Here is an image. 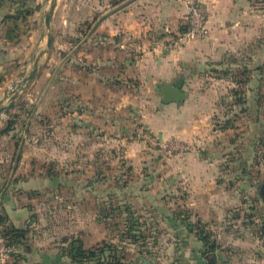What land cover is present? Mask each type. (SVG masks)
I'll list each match as a JSON object with an SVG mask.
<instances>
[{
  "label": "rangeland",
  "instance_id": "1",
  "mask_svg": "<svg viewBox=\"0 0 264 264\" xmlns=\"http://www.w3.org/2000/svg\"><path fill=\"white\" fill-rule=\"evenodd\" d=\"M41 1L40 13L33 23L37 27L35 40H30L23 30L22 36L25 35V39L19 44L23 51L28 43L32 47L44 31L27 70L32 68L41 50H47L43 9L46 11L49 5L47 1ZM180 1L185 4L183 0ZM109 2L112 4L109 0H59L52 25L53 46L40 58L41 76L38 75L26 91L21 93L23 108L13 110V113L20 110L16 127L18 131L0 135V196L7 186L5 179L19 165L21 170L31 168L28 176L37 188V193L33 194V206L38 220L36 225L27 228L29 233H33L27 246L38 253L34 257L29 255L28 263H42L43 255H47L46 261L53 264L57 259L56 253H61L65 237L67 241H71L76 235H82L85 245L93 244L95 247L120 242L124 228L123 214L120 209L113 210L112 206L117 207L125 202L132 204L136 214H141L148 223L144 231L148 237L146 248L152 252L153 255H148L154 264H176L182 260L174 254L178 242L177 231L167 216L177 212L179 207V211L186 210L188 196L181 192L184 191L182 187L186 182L181 179L173 181L171 172H175L179 158L188 153H202L203 145L177 136L164 135L158 129V118L168 116L170 120L173 113L171 107L162 101V84L156 85L155 89L151 86V90L147 89L143 93L140 90L143 82L138 84L133 79L123 78L122 80L128 81L121 84L117 79V71L107 68L106 59L112 54L107 52V43L111 37L106 31L98 32V27L110 8ZM259 2L262 9L264 0ZM184 26L186 29V17L183 15L171 38ZM254 43L256 47L252 54L244 49L243 54L234 61L237 65L231 67L233 71L227 77L234 78L235 81L221 83L214 97L217 110L212 123L219 130L217 139L222 153L218 162L228 186L236 185L247 175L261 176V180L257 182L260 185L264 183L263 31L259 32ZM25 52V57L21 59L30 57V50ZM250 54L252 58H249ZM77 60L84 64L79 76L86 79L97 78L99 82L98 94H94V99L89 100L93 102L91 105L87 98L76 101L73 77L60 72L63 64L68 61L74 74ZM244 64L248 65L247 69ZM90 66L95 68L93 74L89 71ZM127 75L126 72L124 76ZM18 79L19 76L14 80ZM65 98L72 104L66 110L74 109V113L78 115L74 117V122L80 125L76 130L78 136L70 134L64 125L62 112ZM253 109L255 110L252 112ZM29 110H36L31 121L29 116L32 113L27 112ZM10 114L0 117V129L5 126ZM250 115L257 117L259 121L250 122ZM228 117L233 122L229 126ZM28 121L31 128L27 133ZM14 134L23 136L18 153L15 141L10 140V136ZM143 134L147 137H141ZM148 138H153L154 143ZM169 139L196 144L200 149L169 154L163 146L156 145ZM22 153H25V157L18 162ZM21 177L19 175L18 178ZM246 180H250L249 177ZM178 188L179 193H176ZM15 189H11V193L16 197L21 194L30 195ZM253 197L262 203L260 194L250 196L248 200L252 201ZM235 213V209H232L230 218ZM254 222L252 216H247L240 221L230 219V222L222 226L211 225L206 230L210 232L212 239L214 236L220 237L227 247L235 242H230L231 237H225L223 232L233 238L245 235L251 247L247 250V258H242L243 263H247L249 254L254 253L259 264H264V258L259 257L260 253L263 254L264 243L254 239L261 236L258 229H255ZM215 242L218 247L217 241ZM123 243L126 244L121 249L124 264H141L136 244L129 239H125ZM209 255L212 257V254ZM67 264H70L69 259Z\"/></svg>",
  "mask_w": 264,
  "mask_h": 264
},
{
  "label": "crops",
  "instance_id": "2",
  "mask_svg": "<svg viewBox=\"0 0 264 264\" xmlns=\"http://www.w3.org/2000/svg\"><path fill=\"white\" fill-rule=\"evenodd\" d=\"M24 1L26 8L33 10V13L27 15L25 19L16 22L4 21L3 11H0V98L4 96V92L12 85L14 79L18 78L23 68L30 66L29 61L34 55V50L44 36V31H42L36 44L32 47L29 43L24 46L25 50H30V57L21 59L26 55L25 50L20 49L21 46L19 45L25 39L22 32L25 30L26 36L32 41L35 40L37 27L33 23L37 20L36 16L40 13L39 10L41 9L39 8L42 2L41 0ZM109 1L112 2V0ZM199 1L208 10L209 34L204 38L190 42L179 50L168 51L163 49L162 45L178 29L180 17L183 15L186 17L187 8L180 0H121L118 5L109 2L110 8L100 22L98 32L106 31V34L111 37L107 43L109 46L107 52L112 53L106 59L107 68L117 71V79L120 80L121 84L128 81L122 80L123 78L133 79L138 84L143 82L144 86L143 83L140 84V90L145 93L147 89L148 91L152 89L151 86L155 89L156 85L161 86L164 82L174 83L178 79L184 81L183 89L188 93L187 99L182 104L177 102L165 103L171 107L173 113L170 120H168V116L159 117L160 125L157 126L164 135L196 141L203 145L204 149L200 154L188 153L179 158L175 172H171L173 181L181 179L186 182V185L182 187L184 191L181 192L188 196L186 210L179 211V207L177 212L167 216L177 231L178 242L174 254L183 260L177 261L176 264H242L244 262L242 258H247V250L251 247L245 235H236L233 238L227 232H223L225 237H231L230 242H235L228 247L222 243L220 237L214 236L213 239L217 241L218 247L215 251L209 252L212 257L214 256L211 261L204 254L206 250L204 243L199 239L196 232H191L188 229L184 221L192 223L200 221L205 225V228H209L211 225L222 226L230 222V219L240 221L244 217L252 216L255 220V229L261 233V236L254 237V239L264 243V183L260 185L257 182L261 180V176L247 175L234 186L226 184L218 162L222 155L220 142L217 139L219 130L212 123V118L217 110L214 97L217 95L218 86L223 82L228 83L229 80L235 81L234 78L229 79L227 77L229 74L226 73V70H231L233 65H237L234 61L243 54L244 49L251 51L252 54V50L256 47L255 38L259 32H264V6H261L262 9H260L259 0ZM17 5L18 3L14 8ZM8 8L6 9L9 10ZM43 10L45 16L46 11ZM184 29L185 26L181 31ZM10 34L11 37H8ZM114 50L116 51L114 52ZM251 54L249 58H252ZM66 62L61 67L60 72L65 73L68 77H73L76 101L87 98L89 102L90 98L94 99V94H98V79L93 77L90 79L81 78L79 72L84 64L78 60L75 62L74 74H72L73 72L69 67L70 63ZM26 63L27 65H25ZM18 64L22 66L19 67ZM89 68L93 74L95 68L93 66ZM126 72L129 76L125 77ZM38 75L41 76V74ZM59 80L62 82V77ZM21 98L17 99L15 109L18 108L17 104ZM7 103L8 100L4 102V104ZM90 103L93 104L92 101ZM64 105L65 108L62 112L64 125L70 134L77 135L76 130L80 125L74 122V117L76 118L78 115L74 113V109L66 110L68 105H72L68 98H65ZM14 108L11 113H13ZM259 110L258 108L257 112ZM35 113L36 110H33L29 116L30 121ZM72 114H74L73 118H71ZM250 116V122L259 121L257 117ZM67 118H71V120L68 121ZM228 119L229 126L233 122H231L230 117ZM29 125L30 122L27 125V133L31 128ZM16 131L18 130L16 129ZM76 139L78 138L76 137ZM10 140H12V135ZM24 154L22 153L18 162L24 159ZM234 160L237 161L235 158ZM30 170L31 168L21 170L20 165L17 170L14 169L9 178L5 179L4 182L7 183V186L0 196V214L8 217L9 224L21 229L36 225L38 220L36 219L38 217L36 209L33 206V194L37 193V188L34 185L35 182L28 176ZM19 175L22 177L18 178ZM25 175H27L26 178ZM248 177L250 180H246ZM13 188H16L15 190L20 189L25 194L30 193V195L21 194L16 197L11 193ZM179 189L176 190V193H179ZM73 193L70 192V194ZM257 194H260L262 203L255 197L251 198L252 201L248 200L250 196ZM95 207L97 208V204ZM232 209H235L236 213L230 218ZM81 236L76 235L71 240L80 239L85 248L93 247V244L85 245ZM32 237L33 233L30 232L28 239L23 242L22 246H19L12 264H33V262L28 263L29 255L34 257L38 251L27 246V241ZM63 240L61 253H56L57 259L53 264H67L69 242H66V237ZM97 243L98 241L95 242V244ZM254 248L258 249L255 246ZM253 254H249L250 258L248 257V262L245 264H259L258 257ZM137 255L139 254L137 253ZM253 256L254 258H252ZM46 257L47 255H43L42 263L38 264H48ZM259 257L264 258V251L263 254L260 253ZM144 261L145 259L140 261L141 264H144ZM70 264L72 263L70 262Z\"/></svg>",
  "mask_w": 264,
  "mask_h": 264
},
{
  "label": "trees",
  "instance_id": "3",
  "mask_svg": "<svg viewBox=\"0 0 264 264\" xmlns=\"http://www.w3.org/2000/svg\"><path fill=\"white\" fill-rule=\"evenodd\" d=\"M17 3L18 5L16 8H14ZM25 3L26 2L24 0H0V11H3L4 21L16 22L18 20L25 19L27 15L32 14L33 10L26 8ZM120 3L121 0H112L113 5H118ZM244 65H246L247 69L248 65ZM231 71L233 70H226V73L231 74ZM17 107L19 109L23 108L21 100L18 102ZM30 111L31 113L33 112V110H29L27 112ZM19 117L20 112L16 111L11 113L10 118L7 120L5 126L0 129V135H10L13 131H15ZM12 139L15 141L14 145L16 146L18 153L21 147L23 136L21 134H14L12 135ZM112 208L113 210L114 208L120 209L123 214L124 228L121 232L120 242L112 244L107 243L105 246H93L90 248H85L80 239H73L71 241L66 240V242H69L67 247V257L70 262L72 264H124L123 256L121 255V249H124L126 245L123 243V241L125 239H129L138 247L137 253L139 254V259H145L154 264L152 258L150 257L152 252L146 248L148 244V237L144 234L148 224L146 220L141 214H136L137 211L135 210V207L129 202L119 204L117 207L112 206ZM184 222H186V225L191 232L197 233L199 239L204 243L206 249L204 253L205 256L212 261L214 256L211 257L209 252L215 251L217 244H215V240L212 239L210 232L206 230L205 225H203L200 221L197 223H192L185 220ZM1 232L9 236V239L17 243L19 246H22L23 242H25L29 236L27 229H21L9 224L8 217L2 214H0V233ZM149 253L150 256L148 255Z\"/></svg>",
  "mask_w": 264,
  "mask_h": 264
},
{
  "label": "built area",
  "instance_id": "4",
  "mask_svg": "<svg viewBox=\"0 0 264 264\" xmlns=\"http://www.w3.org/2000/svg\"><path fill=\"white\" fill-rule=\"evenodd\" d=\"M187 7L186 29L175 37L166 41L162 48L165 50H179L190 42L204 38L209 34L208 10L199 0H183ZM141 137L146 138L143 134ZM153 142V138H148ZM154 143V142H153ZM157 146H163L169 154L198 151L200 147L196 144H186L178 139H169L165 143L158 142ZM19 249V245L9 239L4 233H0V264H12V260Z\"/></svg>",
  "mask_w": 264,
  "mask_h": 264
},
{
  "label": "water",
  "instance_id": "5",
  "mask_svg": "<svg viewBox=\"0 0 264 264\" xmlns=\"http://www.w3.org/2000/svg\"><path fill=\"white\" fill-rule=\"evenodd\" d=\"M49 7L45 13V31L47 34V50L51 49L54 42V34L52 32V25L56 10L59 4V0H46ZM47 50H41L39 56L35 59L31 69L23 68L19 75V79L15 81L11 88L7 89L4 96L0 98V117L2 115H8L15 107L17 99L21 93L25 92L29 85L37 78L41 65L40 58L47 52ZM184 81L181 79L176 80L174 83L164 82L161 86L162 101L164 103L177 102L179 104L184 103L188 97V93L183 89ZM8 100L7 104L4 102ZM144 264H153L150 261L145 260Z\"/></svg>",
  "mask_w": 264,
  "mask_h": 264
}]
</instances>
